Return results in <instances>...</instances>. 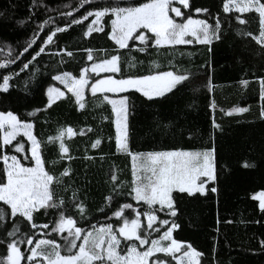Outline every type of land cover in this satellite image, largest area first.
I'll return each mask as SVG.
<instances>
[{
	"label": "snow or ice",
	"instance_id": "6c2138e0",
	"mask_svg": "<svg viewBox=\"0 0 264 264\" xmlns=\"http://www.w3.org/2000/svg\"><path fill=\"white\" fill-rule=\"evenodd\" d=\"M221 10L224 14H256L258 34L243 30H238L237 34L251 37L264 49V0H222ZM59 15L63 26L49 16L36 25L21 51L13 55L9 49L0 62V69L4 70L0 72V93H9L10 81L23 72H29V79H34L39 71L35 67L39 64L38 57L46 52L47 46L56 43L54 37L58 33L67 32L73 26H84L83 38L103 33L114 47L111 50L83 48L78 69L64 70L61 66L67 61L63 58L59 66L53 65L55 72L45 82L46 103L28 111L26 116L11 109L0 110V247H3L0 264H218L215 240L213 257L205 260L204 253L190 242L173 235L180 227L177 194L189 197L215 194V184L227 170L217 158L214 132L200 148L148 152L133 151L128 135V116L134 107L131 95L138 93L154 102L188 86L195 74L178 68L171 60L167 67L153 61L148 74L128 69L136 66V58L130 55L133 51L175 50L180 45L201 44L208 45L211 52L213 41L221 39L220 13L212 16L209 8L193 7L191 0H133L132 3L76 0L70 10L60 11ZM194 15L206 18H194ZM209 18L214 22L210 23ZM235 19L240 25L248 23L242 15H235ZM47 25L53 27L47 29L42 43L37 45ZM25 53L30 59H21ZM61 53L75 60L74 53L67 48H60L51 55ZM17 61L18 70L10 68ZM255 82L259 85V118L264 120V76L256 77ZM240 83L246 88L250 81ZM204 87L213 91L210 80ZM69 94L77 110L86 109L89 94L110 106L116 151L130 159V182H119L115 171L110 169L113 186L97 209L104 217L103 223L92 222L96 217L88 214L78 190H72L69 202L74 211L69 209L55 189L70 170L66 167L57 176L49 164L55 165L58 161L44 157L45 143L58 144L63 159L69 153L65 136L77 135L76 130L62 127L57 135L48 136L47 141L39 139L34 131L37 113L47 111ZM209 107L216 110L215 99L210 101ZM220 111L231 117L248 113L250 106H233ZM211 128L222 131L215 117ZM91 131V128H81L79 134ZM100 143L98 138L91 147L95 149ZM244 167L255 168L256 165L246 162ZM251 199L258 201L259 210L264 212V190L255 192ZM49 213L52 215L48 222H37V216L47 217ZM259 243L264 248V239Z\"/></svg>",
	"mask_w": 264,
	"mask_h": 264
},
{
	"label": "trees",
	"instance_id": "16d2710c",
	"mask_svg": "<svg viewBox=\"0 0 264 264\" xmlns=\"http://www.w3.org/2000/svg\"><path fill=\"white\" fill-rule=\"evenodd\" d=\"M75 2L0 0V62L8 55L9 49L13 55L21 51L32 37L36 25L49 16L63 26L59 12L70 10ZM99 2L103 3L104 0ZM123 2L132 3L133 0ZM191 3L193 7L209 8L212 16L220 13L221 39L213 41L211 52L208 45L192 44L176 46L175 50L150 48L145 53H130L136 58V66L128 69L131 72L148 74L153 61L167 67L171 60L178 68L195 74L188 86L154 102L147 101L138 93L131 95L130 102L134 107L128 116L130 146L133 151L142 152L173 148L191 150L203 147L214 132L217 158L227 170L219 176L215 194L191 197L177 194V223L180 227L173 235L176 239L190 242L204 253L205 260L213 257L215 240V261L218 264H264V248L259 243L264 239V212L259 210L258 201L251 199L255 192L264 190V120L259 118V85L255 82L256 77L264 76V49L256 45L251 37L237 34L238 30L258 34V19L254 13L235 14L248 20L246 25H240L234 14L222 12V0H191ZM194 18L206 17L194 15ZM209 22L214 21L209 18ZM51 27L53 25H47L45 31L41 32L37 45L42 43L47 29ZM83 31L84 26L80 25L58 33L54 37L56 43L47 46L46 52L38 57L39 64H35V67L39 71L35 78L29 79V72H23L10 81L12 87L9 93H0V110L11 109L20 116H26L28 111L46 103L45 82L55 72L53 65L59 66L63 58L67 61L61 66L64 70L78 69L83 48L111 50L114 47L103 33H93L83 38ZM37 45L33 48H37ZM60 48L72 51L75 60L63 53L51 55ZM21 59L27 60L30 56L25 53ZM18 65L19 61L10 68L18 70ZM3 71L0 69V72ZM209 80L213 86L212 92L204 87ZM241 80L250 83L245 88ZM212 99L217 103L215 111L209 107ZM86 100V109L77 110L69 94L68 98L56 102L47 111L37 113L34 131L39 139L47 141L48 136L57 135L62 127L66 129L70 126L76 130L77 135L65 136L69 153L63 159L60 158L58 144L45 143L44 157L48 161H58L55 165L49 164L55 175L59 176L66 167L70 170L55 189L69 209L74 211L69 202L72 190H78V197L86 204L88 214L96 217L92 222L103 223L104 217L97 209L103 205L105 196L109 195L113 186L110 169L115 171L119 182L126 184L131 181L130 159L116 151L110 106L100 103L90 94ZM233 106H250V111L231 117L220 111L221 108L227 110ZM213 117L221 124L222 131L211 128ZM164 124L169 127L164 128ZM81 128H91L92 131L81 135ZM98 138L101 143L93 149L91 144ZM246 162L255 163L256 167H244ZM51 215H39L37 222H48ZM0 252H3V247H0Z\"/></svg>",
	"mask_w": 264,
	"mask_h": 264
}]
</instances>
